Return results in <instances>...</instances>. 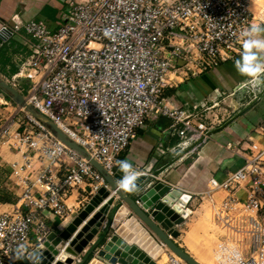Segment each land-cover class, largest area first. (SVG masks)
<instances>
[{"label": "built area", "instance_id": "1", "mask_svg": "<svg viewBox=\"0 0 264 264\" xmlns=\"http://www.w3.org/2000/svg\"><path fill=\"white\" fill-rule=\"evenodd\" d=\"M257 1L66 0L67 9L55 28L39 19L2 23L0 32L10 34L7 41L25 34L30 51L7 82L22 93V81H28L29 88L22 93L27 102L114 175L122 153L153 116L169 118L181 137L208 136V126L197 121L198 113L164 100L168 72L183 56L185 43L197 54L203 70L244 46L248 37L242 33L257 20L252 8ZM15 122L22 124L12 131ZM11 138L15 149H25L27 162L13 165L22 192L11 210L0 213V264H16L25 257L33 238L37 246L42 244L51 233L50 214L71 216L66 203L70 192L84 183L108 187L87 158L20 106L0 126V141ZM251 151L244 166L225 181L211 179L213 189L232 191L251 178L240 215L224 222L237 236L236 245H220L221 264H264V223L259 215L264 151L256 144ZM32 157L46 166L29 177ZM133 170L135 175L149 174ZM229 201L238 203L230 194L225 204ZM169 251L168 264H187Z\"/></svg>", "mask_w": 264, "mask_h": 264}, {"label": "crops", "instance_id": "2", "mask_svg": "<svg viewBox=\"0 0 264 264\" xmlns=\"http://www.w3.org/2000/svg\"><path fill=\"white\" fill-rule=\"evenodd\" d=\"M256 4L252 8L258 16ZM65 10L63 0H0V21L9 25L15 23L16 19L22 22L39 19L55 28ZM255 24L264 27V20L262 23L256 20ZM257 38L264 39V33ZM14 39L17 43L7 55L19 71L20 63L28 57L30 51L25 44V34ZM246 51L241 46L236 52L220 59L217 66L203 70L198 65L197 54L185 43L183 56L173 62L168 72L169 85L163 97L171 106L198 113L197 121L208 126V136L204 140L181 137L172 128L169 118L157 115L139 129L137 137L121 155V160L130 163L132 169L146 171L149 176H154L180 192L179 200L186 205L188 213L185 221L176 227L180 235L175 242L202 264H209V261L218 264L216 259H219L217 256L221 253L220 245L227 240L222 239L228 233L224 222L240 215L238 212L250 194L248 186L251 178L245 185L237 184L232 191L213 189L211 179L223 182L231 172L244 166L246 158L252 153V144L264 151V73L253 78L239 70L237 63H242ZM251 51L264 64V50ZM0 73L3 78L5 73L1 63ZM260 93L263 95L256 99ZM0 95L1 126L17 113L18 105L2 92ZM17 125L20 123L13 124L12 131L18 128ZM14 142V138L9 142L0 141V213L11 210L19 199L21 188L15 190L10 182L13 165L27 162L25 149H15ZM65 159L69 161V158ZM31 163L29 177H33L41 166H46L45 162L36 157H32ZM262 176L264 181V169ZM92 190L89 183H84L69 193L66 203L72 209L71 215L87 201ZM229 194L234 195L238 203L229 201L225 204ZM259 200V215L264 223V195H260ZM72 217L62 219L50 214L47 221L51 232L60 234L74 224L76 217ZM86 222L84 220L78 226ZM218 231H221V237H218ZM35 247L37 241L33 238L30 250ZM168 255L166 250L160 258L168 260ZM19 263L24 264L22 259L16 264Z\"/></svg>", "mask_w": 264, "mask_h": 264}, {"label": "water", "instance_id": "3", "mask_svg": "<svg viewBox=\"0 0 264 264\" xmlns=\"http://www.w3.org/2000/svg\"><path fill=\"white\" fill-rule=\"evenodd\" d=\"M1 25L0 21V27ZM9 35L8 32H0V48ZM0 88L18 106L48 126L63 143L87 158L105 177L109 188L108 191L100 190V195L95 196L87 208L75 218V225H69L60 234L51 232L42 244L23 257L24 264H89L94 258L103 264H158L157 259L166 251L164 246L187 264H202L175 242L180 235L176 227L187 216L182 212L186 211V205L179 200L181 207L177 208L166 197L171 194L179 196L180 192L149 175L137 176L133 190L123 188L120 182L127 173L121 166L114 175L110 174L53 120L30 105L17 88L1 76ZM262 95L260 93L256 99ZM100 204L102 206L93 215L101 219L97 222L89 221L83 228L86 232L78 235V238L83 236L81 242L74 246V243L69 242L71 232ZM101 250L108 256L100 254Z\"/></svg>", "mask_w": 264, "mask_h": 264}, {"label": "clouds", "instance_id": "4", "mask_svg": "<svg viewBox=\"0 0 264 264\" xmlns=\"http://www.w3.org/2000/svg\"><path fill=\"white\" fill-rule=\"evenodd\" d=\"M261 33H264V27H261L259 24L251 25L249 29H246L242 33V35L248 37L244 44L247 51L243 57L242 63L238 62L237 67L243 74L253 78H257L261 73H264V64H261L258 61V56L251 51L252 49L264 50V39L257 38ZM120 166L125 173H127L121 186L125 189L133 190L135 187V173L132 169V165L127 161H121Z\"/></svg>", "mask_w": 264, "mask_h": 264}, {"label": "rangeland", "instance_id": "5", "mask_svg": "<svg viewBox=\"0 0 264 264\" xmlns=\"http://www.w3.org/2000/svg\"><path fill=\"white\" fill-rule=\"evenodd\" d=\"M64 1V4H65V7H66V9H67V4H66V0H63ZM257 4H256V6L258 7L257 9H256V13L258 14V16H257V21H259L260 23H262L263 22V20H264V12H263V14L262 13H259L260 11H264V0H259V1H257L256 2ZM254 10V9H253ZM7 55V54H6ZM3 60H4V57L3 58H1V62H3ZM12 69H13V67L11 66V67H3V71H4V73L5 74H3L4 76H2L5 80H7V79H9V78H11L10 77V72L12 71ZM0 75H1V73H0ZM0 98H1V95H0ZM25 111V110H24ZM20 115H21V120L22 121H24L25 119H26V113H24L23 111L22 112H20ZM20 124H22V123H20ZM18 127H19V125H17ZM15 180H16V178L14 177V176H11V178H10V182H12V184H13V186L15 187V190H16V188H20L17 184H16V182H15ZM93 188V190H92V194L91 195H89V197H88V199H87V201H85L84 202V204H82L81 205V207L80 208H77L76 209V211L73 213V215H71V217L73 216V217H77V216H79V214H81V212L87 207V205L91 202V200L95 197V196H97V195H100V190L101 189H104L105 191H108V187L106 188V186H98V185H95V186H93L92 187ZM19 191H20V193L19 194H21V189H19ZM104 191V192H105ZM102 206V204H100L99 205V207L98 208H95L94 209V213L95 212H97V210L98 209H100V207ZM95 215V214H94ZM94 215H92V214H88V216H87V219H86V223L85 224H82L81 226H78L77 227V229L76 230H74L73 232H71V236L69 237V242H72V243H74V246H76L77 244H79L80 242H81V240H82V238H83V236L82 237H80V238H78V235L79 234H81V232H86V231H84L83 230V228L85 227V226H87L88 225V222L89 221H91V220H94V221H99L100 219H101V217L100 218H95L94 217ZM73 217L71 218V219H73ZM81 220H82V218H80ZM95 223V222H94ZM219 232H221V231H218V237H221V234H219ZM226 232H227V230H226ZM237 235H235L233 232H232V230H228V233H227V235L226 236H222V239L224 240L225 238L227 239H225L226 241L225 242H228V243H230V246H234V245H236L235 244V237H236ZM213 238H215V241H216V237H215V235L213 236ZM216 244V243H215ZM214 247L215 246H213V249H214ZM87 249V247L86 248H84L83 250L85 251ZM167 250V249H166ZM170 250V249H169ZM168 250V253H170V251ZM83 251V252H84ZM166 252V251H165ZM165 254V253H164ZM82 256V255H81ZM157 261H160V263L161 264H168V262H167V260H163L162 258H159V259H157ZM216 262L218 263V264H221L217 259H216ZM20 264V263H19ZM158 264H159V262H158ZM209 264H215V263H212V262H210L209 261Z\"/></svg>", "mask_w": 264, "mask_h": 264}, {"label": "trees", "instance_id": "6", "mask_svg": "<svg viewBox=\"0 0 264 264\" xmlns=\"http://www.w3.org/2000/svg\"><path fill=\"white\" fill-rule=\"evenodd\" d=\"M17 43V40H15L14 38L10 39L9 41L5 42L1 48H0V63H1V66L2 67H6V66H12L13 69L12 71L10 72V77H12L14 74L17 73L18 71V67H16V65L12 62L11 58L6 55L8 53V51L10 50V48L14 45H16ZM4 57V60L3 62H1V58ZM29 82L26 81V80H23L22 81V87H23V90H22V93L25 94L29 88ZM0 92H2L8 99H11V97L8 95L7 92H5L3 89L0 88ZM12 100V99H11ZM13 101V100H12Z\"/></svg>", "mask_w": 264, "mask_h": 264}, {"label": "bare ground", "instance_id": "7", "mask_svg": "<svg viewBox=\"0 0 264 264\" xmlns=\"http://www.w3.org/2000/svg\"><path fill=\"white\" fill-rule=\"evenodd\" d=\"M166 200L170 204H173L177 208H180L181 207V203L179 202V197L177 195H175V194H171V195L167 196L166 197ZM182 212H184L185 214H187L188 213V210L187 211L182 210ZM82 217H84V216H82ZM165 250H166V248H165ZM100 254H102L103 256H108V254L104 250H101L100 251ZM89 264H103V263L99 259L94 258Z\"/></svg>", "mask_w": 264, "mask_h": 264}]
</instances>
